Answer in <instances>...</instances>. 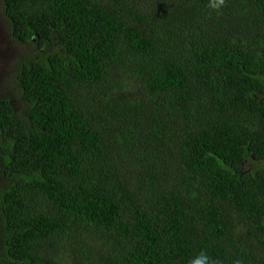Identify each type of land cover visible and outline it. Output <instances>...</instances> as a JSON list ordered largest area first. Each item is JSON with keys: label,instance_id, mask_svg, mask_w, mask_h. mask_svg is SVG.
Segmentation results:
<instances>
[{"label": "trees", "instance_id": "trees-1", "mask_svg": "<svg viewBox=\"0 0 264 264\" xmlns=\"http://www.w3.org/2000/svg\"><path fill=\"white\" fill-rule=\"evenodd\" d=\"M210 3L1 0L0 264H264V0Z\"/></svg>", "mask_w": 264, "mask_h": 264}, {"label": "rangeland", "instance_id": "rangeland-1", "mask_svg": "<svg viewBox=\"0 0 264 264\" xmlns=\"http://www.w3.org/2000/svg\"><path fill=\"white\" fill-rule=\"evenodd\" d=\"M1 2V0H0ZM27 51V48L22 44H17L7 36V29L5 26L4 16L2 14L1 4H0V94L3 92H10L13 90L11 72L15 67L16 63L21 58L22 54ZM133 83H138L137 81L128 82L121 84L118 80V86L122 89L124 86H129ZM120 91H115L119 93ZM263 166V165H262ZM262 168V167H261ZM264 171V169L262 170ZM112 185V183H109ZM108 185V186H109Z\"/></svg>", "mask_w": 264, "mask_h": 264}, {"label": "clouds", "instance_id": "clouds-1", "mask_svg": "<svg viewBox=\"0 0 264 264\" xmlns=\"http://www.w3.org/2000/svg\"><path fill=\"white\" fill-rule=\"evenodd\" d=\"M210 6L215 10H220L225 6V0H211ZM192 264H216L211 258L204 253L192 261Z\"/></svg>", "mask_w": 264, "mask_h": 264}, {"label": "flooded vegetation", "instance_id": "flooded-vegetation-1", "mask_svg": "<svg viewBox=\"0 0 264 264\" xmlns=\"http://www.w3.org/2000/svg\"><path fill=\"white\" fill-rule=\"evenodd\" d=\"M262 163H263L262 164L263 166L261 165V167H262V169H264V159H262Z\"/></svg>", "mask_w": 264, "mask_h": 264}]
</instances>
